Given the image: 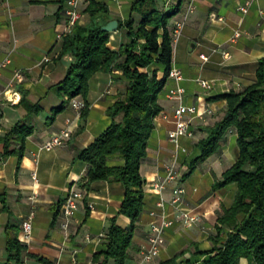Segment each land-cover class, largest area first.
<instances>
[{"label": "crops", "instance_id": "obj_1", "mask_svg": "<svg viewBox=\"0 0 264 264\" xmlns=\"http://www.w3.org/2000/svg\"><path fill=\"white\" fill-rule=\"evenodd\" d=\"M107 5V21L117 20V30L109 33L107 46L117 51L124 41V32L119 25L131 14L135 0H101ZM247 0H183L180 11L171 18L182 19L188 5L192 10L184 19L179 36L172 40V60L181 70L184 87L183 103L196 105L200 110L207 107L211 112L203 120L191 121L193 137L180 139L196 145L206 137L209 128L217 122L225 110L224 100H209L230 90L240 91L253 83L257 61L264 56V0H252L246 13L238 5ZM163 9L176 4L177 0H156ZM82 7L80 24H87L89 16ZM97 19H104L103 17ZM65 18L60 0H0V62L8 64L0 68V88L9 89L13 104L0 97V137L12 125L25 118L26 111L18 103L21 91L27 93L31 102H38L41 111L28 121L33 133L25 139L22 157L13 153L2 157L0 142V264L6 260L5 226H17V238L29 213L32 231L26 245L24 264H95L93 254L102 249L110 220L117 226L128 227L130 220L119 214L124 196V186L117 181L97 180L87 187L83 177L87 164L76 158L77 153L90 144L109 124L107 107L117 100L125 90L121 71L113 69L95 73L88 83L85 100L73 97L83 103L79 110L71 106L70 100L59 96L54 86L65 75L71 56L59 57L62 47ZM238 33L236 36L235 34ZM228 57L224 58L223 53ZM207 57L206 61L199 55ZM48 57L44 62L43 58ZM23 73L21 81L13 79L14 70ZM206 80L210 88L203 89L197 80ZM173 81L168 79L158 103L161 112L154 118V128L147 142L146 155L141 160L139 173L143 183V209L135 222V230L128 249L126 264H143L138 253L140 245L146 242L149 223L163 217L172 223L164 229V242L154 262L168 259L183 252L179 264H199L197 250L211 247L209 236L214 233L216 216L220 207H228L232 201L235 185H228L213 191L212 184L219 180L238 155L235 134L230 133L219 150L199 163L190 171L191 159L186 153H179L176 161L175 180L163 191V208L157 203L159 195L151 183L161 180L165 166L170 162L174 146L168 139V132L174 128L172 120L175 102L165 96ZM65 100L63 110L56 114L50 124L46 119L51 109ZM68 128L70 137L62 146L46 151L40 145L53 133ZM203 134V136H199ZM18 146L13 144L12 149ZM122 160L112 158L109 164H121ZM194 176L196 182H191ZM178 185L184 189L177 209L169 203L171 189ZM85 190L77 210L70 218L67 229L60 226L59 207L70 188ZM154 212V215L151 214ZM182 212L198 214L200 220L185 226L179 219ZM189 260L187 263L186 261ZM238 264H248L240 258Z\"/></svg>", "mask_w": 264, "mask_h": 264}, {"label": "trees", "instance_id": "obj_2", "mask_svg": "<svg viewBox=\"0 0 264 264\" xmlns=\"http://www.w3.org/2000/svg\"><path fill=\"white\" fill-rule=\"evenodd\" d=\"M64 0H60L63 2ZM183 0L168 9L160 8L156 0H135L129 18L121 25L124 41L117 51L108 46L109 32L101 27L107 21V5L101 0H87L84 12L87 24L76 23L63 36L59 57L71 56L62 80L54 86L56 93L70 100L88 92L89 79L99 71H121L125 82L122 95L106 109L109 124L76 158L87 164L83 186L97 180L117 181L124 186L119 214L130 220L128 227L110 220L102 249L93 254L95 264H126L135 222L143 209L144 179L139 173L141 160L146 155L147 142L154 128V118L161 112L158 103L167 80L172 60L171 18L181 8ZM103 17L104 19H97ZM209 100H224L222 117L208 130L206 137L196 146L200 153L190 161L189 169L216 153L226 136L235 134L238 155L212 184L216 191L235 185L228 207H220L214 233L209 236L211 247L197 250L199 264H238L245 258L248 264H264V56L258 59L255 79L240 91L230 90ZM26 111L18 121L0 137L2 157L13 153L22 157L25 139L33 133L28 123L32 115L41 111L38 102H31L21 91L18 102ZM65 106V100L51 109L45 123L50 124ZM15 144L18 147L12 149ZM118 158L121 164H109ZM1 198V197H0ZM17 226H5L4 264H24L26 245L18 241ZM183 252L150 264H179ZM187 263L189 260L186 261Z\"/></svg>", "mask_w": 264, "mask_h": 264}, {"label": "built area", "instance_id": "obj_3", "mask_svg": "<svg viewBox=\"0 0 264 264\" xmlns=\"http://www.w3.org/2000/svg\"><path fill=\"white\" fill-rule=\"evenodd\" d=\"M252 0H247L243 4L238 5V10L242 13H246L248 6ZM87 2V0H64L62 2V13L65 18V28L63 31V36L66 33H69L73 26L78 23L82 16V7ZM192 10V6L189 4L186 12L184 13L182 19L175 20L173 22L172 30V40L174 41L180 34L181 28L184 24L185 16L188 12ZM236 36L238 33L235 34ZM200 59L203 61L207 60L203 54L199 55ZM223 57L227 58V53H223ZM48 57H44L43 61L47 62ZM8 60L0 62V68L5 67L8 64ZM23 73L21 70L16 69L13 73V79L16 81H21ZM168 79L173 81V86L169 87L166 91V98L175 102L173 107L172 120L174 123V128L170 130L167 134L168 139L172 142L174 146V152L171 156L170 162L165 166V175L159 181H154L151 183V188L156 191L159 195V201L157 206L163 208L165 199L163 197V191L167 185L172 183L176 177V161L178 154L186 153L187 150L180 145V139L182 137L192 138L193 130L191 129V121L195 118L203 120L205 114H209L211 111L204 108L200 110L196 105H187L183 103V96L185 94V89L180 85L181 80L183 79L181 70L175 67L174 65L170 66L168 71ZM197 82L203 89L210 88V84L206 80L198 79ZM10 92L9 89L0 88V97H3L6 101L13 104L15 102L13 95L10 97L7 96V93ZM71 106L79 110L83 107V103L76 101L74 98L70 99ZM70 130L68 128L62 129L57 133H53L46 141L40 145V149L49 151L54 147L62 146L63 143L70 137ZM184 189L178 185H175L171 189V196L169 203L177 209L181 203ZM85 190L80 187L70 188L67 191L66 196L62 200L59 213L61 217L60 226L63 229H67L70 218L74 215L77 210L79 201L84 197ZM154 215V212H151ZM33 218V213H29L26 217V220L23 222L21 227L20 236H18V241L21 243H26L29 241V237L32 231L31 220ZM180 221L185 226H191L197 223L200 220L198 214H191L190 212H182L179 215ZM172 222L165 217L160 221H152L149 223V231L146 235V242L140 245L138 253L141 257L143 264L153 263L155 257L158 255L159 250L164 242L163 232L166 227H168Z\"/></svg>", "mask_w": 264, "mask_h": 264}, {"label": "rangeland", "instance_id": "obj_4", "mask_svg": "<svg viewBox=\"0 0 264 264\" xmlns=\"http://www.w3.org/2000/svg\"><path fill=\"white\" fill-rule=\"evenodd\" d=\"M200 137L203 136V134L199 135ZM186 139H191V138H186ZM186 146V154L189 155V158L192 160L194 157L198 156V154L200 153L199 149L197 148L196 145H192L189 143H185ZM191 182H196V179L194 178V176H191L190 178Z\"/></svg>", "mask_w": 264, "mask_h": 264}, {"label": "water", "instance_id": "obj_5", "mask_svg": "<svg viewBox=\"0 0 264 264\" xmlns=\"http://www.w3.org/2000/svg\"><path fill=\"white\" fill-rule=\"evenodd\" d=\"M117 20H111L108 21L106 24H104L101 29L106 32H114L117 30Z\"/></svg>", "mask_w": 264, "mask_h": 264}]
</instances>
